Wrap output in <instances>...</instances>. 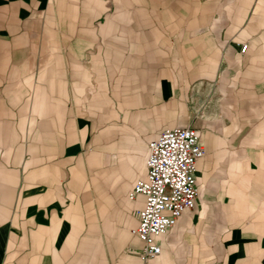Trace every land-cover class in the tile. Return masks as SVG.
<instances>
[{"label": "crops", "instance_id": "1", "mask_svg": "<svg viewBox=\"0 0 264 264\" xmlns=\"http://www.w3.org/2000/svg\"><path fill=\"white\" fill-rule=\"evenodd\" d=\"M188 126L197 204L153 264H264V0H0V264H142L130 194Z\"/></svg>", "mask_w": 264, "mask_h": 264}, {"label": "built area", "instance_id": "2", "mask_svg": "<svg viewBox=\"0 0 264 264\" xmlns=\"http://www.w3.org/2000/svg\"><path fill=\"white\" fill-rule=\"evenodd\" d=\"M248 44L241 45L246 53ZM206 156L197 127L169 129L148 143L147 178L139 181L130 194L145 198L138 213L139 227L133 231L144 244L142 264H153L162 253L160 237L168 235L183 213L192 210L198 200L197 168Z\"/></svg>", "mask_w": 264, "mask_h": 264}, {"label": "rangeland", "instance_id": "3", "mask_svg": "<svg viewBox=\"0 0 264 264\" xmlns=\"http://www.w3.org/2000/svg\"><path fill=\"white\" fill-rule=\"evenodd\" d=\"M247 44V43H246ZM249 46V45H248ZM194 127H196V126H194Z\"/></svg>", "mask_w": 264, "mask_h": 264}]
</instances>
